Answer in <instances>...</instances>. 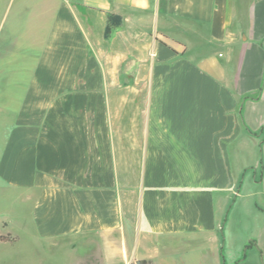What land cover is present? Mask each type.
I'll return each mask as SVG.
<instances>
[{
    "label": "crops",
    "instance_id": "0c3cea01",
    "mask_svg": "<svg viewBox=\"0 0 264 264\" xmlns=\"http://www.w3.org/2000/svg\"><path fill=\"white\" fill-rule=\"evenodd\" d=\"M0 235V264L263 259L264 0H0Z\"/></svg>",
    "mask_w": 264,
    "mask_h": 264
},
{
    "label": "rangeland",
    "instance_id": "374dc122",
    "mask_svg": "<svg viewBox=\"0 0 264 264\" xmlns=\"http://www.w3.org/2000/svg\"><path fill=\"white\" fill-rule=\"evenodd\" d=\"M246 246H249V245H246ZM228 247H229L228 250L224 251L227 264H234V263H230L229 261L234 260L236 257H239L240 259H242L243 254L245 253L247 255L246 256L247 264H264V255H263V259H261L260 255H258L257 252L255 251L248 252L250 250L249 247L247 249L243 248V252H241V248L236 243H232ZM212 261H214L213 257H212Z\"/></svg>",
    "mask_w": 264,
    "mask_h": 264
},
{
    "label": "trees",
    "instance_id": "16d2710c",
    "mask_svg": "<svg viewBox=\"0 0 264 264\" xmlns=\"http://www.w3.org/2000/svg\"><path fill=\"white\" fill-rule=\"evenodd\" d=\"M111 31V27L108 25L107 28H106V33L109 34ZM13 239L10 238L9 235H0V241H3V242H10L12 241ZM249 246H245V249H247ZM244 256V254H243ZM135 264H154L152 261L150 260H137L135 261Z\"/></svg>",
    "mask_w": 264,
    "mask_h": 264
}]
</instances>
